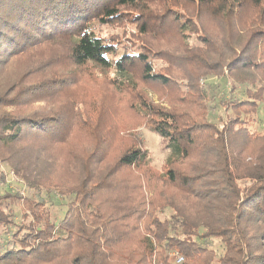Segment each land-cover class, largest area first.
I'll return each mask as SVG.
<instances>
[{"label": "trees", "instance_id": "obj_1", "mask_svg": "<svg viewBox=\"0 0 264 264\" xmlns=\"http://www.w3.org/2000/svg\"><path fill=\"white\" fill-rule=\"evenodd\" d=\"M100 26L135 27L140 53L105 42ZM167 37L181 54L152 46ZM45 49L65 50L52 60ZM64 58L115 72L111 84L130 97L124 117L165 144L162 171L137 136L117 134V108L105 115L101 101L85 113L76 94L60 99L71 82L51 78L48 64ZM211 76L233 81L224 104L234 119L199 122L140 88L176 92L196 112ZM263 112L264 0H0V264H173L171 253L182 264H264V133L253 130ZM32 152L50 164L28 170ZM4 169L27 196L10 190ZM56 197L69 199L59 223L47 209Z\"/></svg>", "mask_w": 264, "mask_h": 264}, {"label": "rangeland", "instance_id": "obj_2", "mask_svg": "<svg viewBox=\"0 0 264 264\" xmlns=\"http://www.w3.org/2000/svg\"><path fill=\"white\" fill-rule=\"evenodd\" d=\"M97 34L104 38L105 42L111 43V42H120L117 46L123 50V52L129 50L131 52L140 53V46L139 44H143V39H138L139 31L137 32L136 28L134 27H126L125 31L123 30V27H116V26H100L96 29ZM133 38L136 43L133 44L131 41ZM167 41H164L163 44H160V46L157 43H152V46L154 48H157L156 51H159L161 49L167 51V52H174L176 54H181L179 49H177L178 42L170 37H167ZM171 40V41H170ZM153 41L152 38H150L149 42ZM60 47L59 49H61ZM65 50V49H64ZM64 50L61 53L58 51V54L56 51L45 49L43 53H41V58L45 59V57H55L52 60L56 59L57 57H62L64 54ZM56 54V55H55ZM38 60L40 58L36 56ZM34 58H31L27 60L26 65L30 62L34 61ZM42 62V60H40ZM63 61V62H62ZM60 61V64L51 62L48 64V68L51 70V78H58L62 80H68L71 82V86L69 87V91L62 95L60 99H69L70 97L75 95V101H79L78 103L81 105V108L83 111L89 112L91 109V106L94 104H98L101 101H104V108L102 110V113L105 115L107 114H114L116 111V108L118 110L117 116H114L115 123L117 125V134L122 137L126 138L125 140H129L134 138L133 136H137L139 140H141L144 149L149 151L150 157L152 159V168L158 171H162L164 164L167 161V158L169 156L168 152L165 150V144L163 143L161 137L154 132L151 131L147 123L139 118L132 120L127 117H124L126 114L127 109V102L129 100V95L127 91H118L114 88V86L111 84L112 80H115V72L114 71H103L100 68H98L96 65H87V66H77L75 64L70 63L67 59L64 58V60ZM156 61V70H162L166 72L168 75L172 74L171 65L164 63L162 60L155 59ZM40 63V62H39ZM31 65V64H30ZM29 65L26 66L28 68ZM25 70V69H24ZM179 78L182 77V75L174 73ZM225 76L228 75L225 71ZM223 75V76H224ZM218 77V76H211L208 78L207 81H202V100L201 104L198 106L197 111H192L191 105H183L181 101L179 100L180 94L174 92V93H163L160 89H151L148 86H140L141 91L146 95L148 100L152 102L154 105L165 108V109H171V108H182L185 110H188L190 114L193 113L196 114L197 120L200 122L209 120H215L216 122L218 119L224 116V118L227 119H234L233 115H228L226 113V106L224 104V100L227 99L224 92H228L231 89L232 80L228 79L226 80L225 77ZM180 80L181 85L185 82L184 78H181ZM141 85V84H140ZM224 87H226V90H224ZM176 102V103H175ZM46 101L38 102L34 105V107H41L45 106ZM10 110H13L10 108ZM110 110V111H108ZM195 110V109H194ZM193 116V115H192ZM260 120H262L261 125L263 128L259 125H255L253 127V130L264 133V112L259 117ZM257 148V146H253L252 149L245 152V154L242 157L243 165L246 166L247 164H251L250 161H254L253 159H256L258 155V151L254 150ZM263 153V151H262ZM42 153L38 152H32L30 155V158L27 160L26 165H28V170H35L39 169L43 170L42 167H46L48 164H50V160L48 158H45L41 155ZM41 156V157H40ZM40 157V158H39ZM38 158V161L36 160ZM261 160L264 159V155L260 156ZM246 161V162H245ZM253 162V163H254ZM4 172L7 175H10L11 178L9 179L10 182H13L10 186V190L13 192H20L23 196H27L26 191L22 187V184L18 183L16 180V175L14 174V171H10L8 169H4ZM53 174V172H52ZM140 176V175H139ZM139 176H131L138 178ZM150 197V194H149ZM45 198V195L43 196ZM69 199L63 201V199L56 197L53 199L52 202H48L47 209L52 215V219L55 223H59L63 218L64 215L68 209V205H63L68 203ZM5 208L8 212L15 215V220L17 222H22L23 217L21 213V204L18 201L9 200L5 202ZM169 213V212H168ZM30 218V217H29ZM29 218H27L24 223L29 224ZM31 222V221H30ZM214 247L218 250L219 253L223 252L222 246L220 242L214 241ZM175 253L170 254V258L173 262V264H177L174 255ZM181 255V254H180Z\"/></svg>", "mask_w": 264, "mask_h": 264}, {"label": "built area", "instance_id": "obj_3", "mask_svg": "<svg viewBox=\"0 0 264 264\" xmlns=\"http://www.w3.org/2000/svg\"><path fill=\"white\" fill-rule=\"evenodd\" d=\"M174 257H175V260H176V263L177 264H182L184 262V258L182 255L178 254V253H175L173 254Z\"/></svg>", "mask_w": 264, "mask_h": 264}]
</instances>
